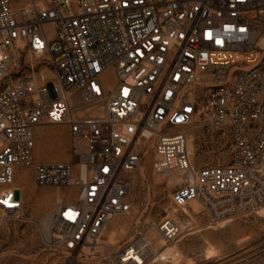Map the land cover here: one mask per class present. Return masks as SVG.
I'll use <instances>...</instances> for the list:
<instances>
[{
	"label": "built area",
	"instance_id": "built-area-1",
	"mask_svg": "<svg viewBox=\"0 0 264 264\" xmlns=\"http://www.w3.org/2000/svg\"><path fill=\"white\" fill-rule=\"evenodd\" d=\"M262 41L264 0H26L17 11L0 0V215L24 221L16 173L31 169L35 188L76 193L54 200L47 246L154 264L149 234L175 244V217L134 227L116 250L99 241L113 217L130 213L124 177L146 155L154 177L181 176L174 209L195 202L208 227L256 213ZM49 125L67 129L70 161L35 162L36 132ZM195 138L226 162L196 166Z\"/></svg>",
	"mask_w": 264,
	"mask_h": 264
},
{
	"label": "rangeland",
	"instance_id": "rangeland-1",
	"mask_svg": "<svg viewBox=\"0 0 264 264\" xmlns=\"http://www.w3.org/2000/svg\"><path fill=\"white\" fill-rule=\"evenodd\" d=\"M10 3L12 10L17 11L26 0H10ZM263 44L262 41L259 48ZM47 57L45 53L44 59ZM45 76L50 77V73L45 71ZM107 79L111 82L110 76ZM35 140V162L71 160L66 128L40 127ZM191 150L193 163L199 167L223 164L227 160L226 154L211 152L203 139L197 141L195 138ZM124 179L130 186L131 211L128 215L113 217L107 223L101 233V244L116 250L130 239L134 227L175 217L179 223V237L173 245L177 255L165 254L154 264H261L264 261V207L256 213L208 227L205 218L198 213L199 209L194 211V205L190 204L191 209H174L170 192L182 178L178 174L170 175L166 180L154 177L148 155ZM32 182L31 169L17 170L16 185L21 190L24 221L11 215H0V264H110L99 248L86 245L81 251L72 253L46 245L42 227L44 217L58 195L74 198L76 193L73 190L37 189ZM210 251L215 254L207 258Z\"/></svg>",
	"mask_w": 264,
	"mask_h": 264
},
{
	"label": "bare ground",
	"instance_id": "bare-ground-1",
	"mask_svg": "<svg viewBox=\"0 0 264 264\" xmlns=\"http://www.w3.org/2000/svg\"><path fill=\"white\" fill-rule=\"evenodd\" d=\"M190 150H191V145H190ZM191 152H192V150H191ZM19 191H21V190L19 189ZM58 196H60V195H58ZM190 204L194 205V211H197L198 210V206H197V204L195 202H191ZM182 209H185V208H182ZM49 224H50V219H49L48 216H45L44 219H43L42 227L44 226L43 229H45V236H46V238L48 237V234H49V232H48ZM149 237H151L152 239H155L156 247L160 250L158 252V259H159L160 256H164L165 254L177 255L176 250L173 247L174 244H169V245L168 244H164V241L158 236V234L156 232L151 231L150 234H149ZM158 242H159V247L157 246V243ZM90 250H91V248H90ZM214 254L215 253L212 252V251L208 252L207 258H210V257L214 256Z\"/></svg>",
	"mask_w": 264,
	"mask_h": 264
}]
</instances>
